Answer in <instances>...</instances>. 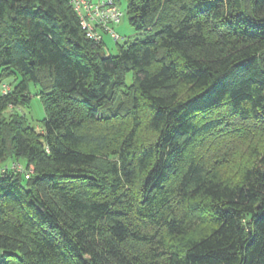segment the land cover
I'll return each instance as SVG.
<instances>
[{"label":"trees","instance_id":"16d2710c","mask_svg":"<svg viewBox=\"0 0 264 264\" xmlns=\"http://www.w3.org/2000/svg\"><path fill=\"white\" fill-rule=\"evenodd\" d=\"M124 13L112 55L68 0H0V163L30 170L0 175V264H264V0Z\"/></svg>","mask_w":264,"mask_h":264},{"label":"built area","instance_id":"2783aa9c","mask_svg":"<svg viewBox=\"0 0 264 264\" xmlns=\"http://www.w3.org/2000/svg\"><path fill=\"white\" fill-rule=\"evenodd\" d=\"M76 13L81 29L87 39L94 43L103 42V35L109 34L115 42L119 35L115 31V25L120 23L124 11L114 0H68ZM11 91V86L2 83L1 92L6 94ZM24 174L28 177L27 170L21 161L0 163V175L7 171Z\"/></svg>","mask_w":264,"mask_h":264},{"label":"rangeland","instance_id":"374dc122","mask_svg":"<svg viewBox=\"0 0 264 264\" xmlns=\"http://www.w3.org/2000/svg\"><path fill=\"white\" fill-rule=\"evenodd\" d=\"M120 7L125 11V0H120ZM115 31L119 35L117 42L109 34L103 35V51L105 53H110L115 55L117 53L118 45H124L134 39L143 38V34L138 33L134 27H132L128 21L126 13H124L120 23L115 25ZM117 43V44H116ZM15 79L12 75L3 78L0 82V94L2 83L13 86ZM125 82L130 85L132 82L131 73H127ZM30 100L27 106L17 107L14 109L13 113H17L20 116H24L27 122L39 130L42 126V119L44 117V109L40 97L37 95V86L34 84L29 85ZM11 108L5 110L4 115L9 116L11 113ZM8 163V162H7Z\"/></svg>","mask_w":264,"mask_h":264}]
</instances>
